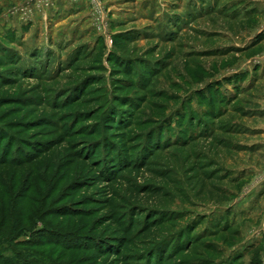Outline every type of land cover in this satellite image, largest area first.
<instances>
[{
	"label": "rangeland",
	"instance_id": "1",
	"mask_svg": "<svg viewBox=\"0 0 264 264\" xmlns=\"http://www.w3.org/2000/svg\"><path fill=\"white\" fill-rule=\"evenodd\" d=\"M0 197L25 264H264V0H0Z\"/></svg>",
	"mask_w": 264,
	"mask_h": 264
},
{
	"label": "trees",
	"instance_id": "2",
	"mask_svg": "<svg viewBox=\"0 0 264 264\" xmlns=\"http://www.w3.org/2000/svg\"><path fill=\"white\" fill-rule=\"evenodd\" d=\"M8 149L9 145H7L5 148L6 152H8ZM26 155L29 156V159L26 160L27 162L29 160H32V157L29 154ZM4 160L6 161V159ZM8 162L9 161L7 160L6 162H4V164ZM23 197H25V195ZM1 199L2 198L0 197V250L6 251L9 256L3 254V256L0 257V264H25V260L23 258L24 256L16 251L18 248H25L28 247V245L26 246V243H15V240H17L18 238L16 234L19 233L20 236H22L23 234H25L24 231L29 229L25 228L26 221L21 215H19L20 213L17 212L16 207L19 206L20 203L18 204V201H15V203L9 204V201L7 203L2 201ZM37 214L38 217L36 218V221H43L44 219L48 218V214L46 212H43L41 215L39 213ZM40 235L42 236L38 238V240H40L39 244H41L42 242H53V245L57 247H63L64 249L74 248L72 245H69V243L67 244L66 240L70 241V239L63 237L61 233L54 234L49 233L48 231H43ZM14 236L16 237L15 239ZM79 248H82V246ZM29 264H31V262Z\"/></svg>",
	"mask_w": 264,
	"mask_h": 264
}]
</instances>
